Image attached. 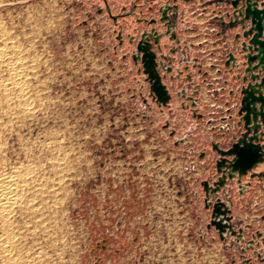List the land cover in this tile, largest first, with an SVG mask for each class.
Masks as SVG:
<instances>
[{"label":"rangeland","instance_id":"374dc122","mask_svg":"<svg viewBox=\"0 0 264 264\" xmlns=\"http://www.w3.org/2000/svg\"><path fill=\"white\" fill-rule=\"evenodd\" d=\"M120 2L0 0V180L19 195L0 217V264H247L209 228L193 180L212 167L187 181L132 58L150 26ZM247 203L233 224L255 226Z\"/></svg>","mask_w":264,"mask_h":264},{"label":"built area","instance_id":"2783aa9c","mask_svg":"<svg viewBox=\"0 0 264 264\" xmlns=\"http://www.w3.org/2000/svg\"><path fill=\"white\" fill-rule=\"evenodd\" d=\"M199 1V4L193 9L194 16H203L204 9L208 5L212 7L213 11L211 18L201 25L202 36L217 40L220 44V49L208 54L207 57L213 75L205 71L207 67L205 58H198L194 63L187 52L182 57L180 55L178 59L176 57L178 53L174 54L168 60L165 68L158 69L162 83L171 99L168 106H156L159 110L168 112V115L165 111L163 114V125L167 127L163 129L172 132V145L184 152L183 158L187 161L183 171L186 176H190L187 181L189 182L193 178L201 166H207L209 163L212 167L211 172H207L205 169V171L198 172V175L199 173L202 175L200 180L192 179L195 183L193 185L195 187L194 196L201 197V194H204L206 201L202 184L208 182L210 186H213L220 176L216 167L219 156L213 151V144H218L222 150H229L244 132V129L238 125L244 67H238L240 62H237L238 66L235 67L226 66L229 54L237 56L238 60L242 56L240 42L235 40L236 35L242 33L240 26L233 28L226 26L235 18L232 0ZM169 4L173 6L174 2ZM177 6L179 7L178 3ZM175 13L178 16V11L172 9L169 16L172 17ZM182 23L184 24V21ZM196 27L198 28L199 25ZM186 65H189L188 70H185ZM191 65L194 66L193 70L190 69ZM167 67L172 69L171 73H167ZM194 71L196 75H194ZM176 124V128H171ZM207 160H209L208 163H206ZM257 169L256 172H264ZM241 180L242 184H249L242 194H240L239 185L234 180L227 183L226 195L222 194L220 197L223 196L221 199L226 203L227 197H229L232 212L236 202L248 199V203L245 205H248L249 208L245 212L249 216L245 219L247 221L254 219V222L257 220V223L253 226L247 222H240L233 226L236 231L242 229L243 241L239 248L243 252L242 257L246 258L247 253V264H264V176L260 180L258 178L251 179L250 176L243 177ZM255 181L259 183H255ZM234 201L236 202L234 203ZM212 202L214 203V200ZM258 233L261 234V237L257 236ZM233 241L234 246L238 247L236 239ZM251 241L254 248L245 250L242 245L247 246Z\"/></svg>","mask_w":264,"mask_h":264},{"label":"water","instance_id":"95a60500","mask_svg":"<svg viewBox=\"0 0 264 264\" xmlns=\"http://www.w3.org/2000/svg\"><path fill=\"white\" fill-rule=\"evenodd\" d=\"M231 3L235 18L226 26L228 28L240 26L242 33H238L235 40L240 42L242 56L238 60L237 56L229 54L226 66L235 67L238 66L237 62H240L238 67H244L238 123L244 132L229 150H222L218 144H213V151L219 156L216 167L220 176L213 186H210L208 182L202 185L207 207L212 206L213 212L209 228L214 226L223 240H226V236L235 237L238 246H241L242 229L236 231L233 227L236 219L230 210L231 201L227 197V203L224 202L220 195H226L228 182L236 180L240 194H242L249 185L242 184L243 177L250 176L251 179L260 180L264 176V172H256V169L264 164V0H232ZM172 9L176 12L179 9L176 0L173 6L164 3L158 9L159 22L166 32L159 34L151 30L150 33H144L132 54L134 62L137 65L140 62L143 74L146 75V83L150 85V94L160 107L168 106L171 97L162 83L156 62L157 57L152 48L155 44L160 49L161 38L169 41L177 40L175 22L177 15L175 13L172 17L169 16ZM107 12L111 14L109 7H107ZM113 18L117 22L118 17ZM153 23L156 21L150 24ZM169 33L171 37L167 38ZM131 44L134 45V38L131 39ZM196 62L194 60V63ZM188 69L189 65H186L185 70ZM166 71L171 73L172 69L168 68ZM257 236L261 237V234L258 233ZM251 244L248 243L246 249H249Z\"/></svg>","mask_w":264,"mask_h":264},{"label":"crops","instance_id":"0c3cea01","mask_svg":"<svg viewBox=\"0 0 264 264\" xmlns=\"http://www.w3.org/2000/svg\"><path fill=\"white\" fill-rule=\"evenodd\" d=\"M78 1V0H76ZM122 3H125L123 6H126V4L129 5V8H134L136 10V17L138 20L139 18H156L153 16V14L157 15L158 9L164 4V3H170L174 2V0H157L158 2L155 3V12H147L146 7H144V3H148L147 0H119ZM124 1V2H123ZM155 0H151L153 3ZM188 0H177V3L179 5L178 10V16L176 20V31H177V41L172 45L171 48H174L179 46L178 48V54L176 55L177 59L181 55H185L186 52L189 53V57H191L192 60L195 59H206L205 65L207 66L205 71L213 75L212 69L210 67V63L207 60L208 54L213 53L215 50L220 49V44L217 40L206 38L202 36V24L209 20L212 16V7L210 5L206 6L204 9V15L203 16H194L192 14L193 9L195 6L199 4V0H190L189 2H185ZM120 2V3H121ZM135 3V4H134ZM134 4V5H133ZM127 5V6H128ZM134 6V7H133ZM157 6V7H156ZM145 13V14H144ZM139 14L141 15L139 17ZM160 16V15H159ZM184 21V24L182 23ZM195 24V25H194ZM140 25V24H139ZM199 25L197 28L196 26ZM158 30L161 31L162 29L158 27ZM144 31L143 28L140 29V34ZM139 34V35H140ZM139 37V36H138ZM119 49H123V47H120ZM125 50V49H123ZM194 67V66H193ZM192 65L190 66V69L193 70ZM194 75H196V72ZM258 171H264V165L260 166ZM255 183H259L258 181H255Z\"/></svg>","mask_w":264,"mask_h":264},{"label":"flooded vegetation","instance_id":"af4514ba","mask_svg":"<svg viewBox=\"0 0 264 264\" xmlns=\"http://www.w3.org/2000/svg\"><path fill=\"white\" fill-rule=\"evenodd\" d=\"M155 6V5H154ZM137 15V14H136ZM141 15L139 14V17ZM157 18H152L150 19V21L148 20H145V18H139L140 20V24H142L143 21H145V24H148V26H150V29L146 32H142L139 37H134V48L135 46L138 44V42L141 40V36L144 34V33H150L151 30H155V32L159 33V34H162L164 32H166V29L163 27V25L159 22V19H160V16H159V13L157 11ZM153 21H156V23H153V24H150L151 22ZM158 27H160L162 30L159 31L158 30ZM177 36V34H176ZM171 37V33H169L167 35V38ZM178 38V37H177ZM132 39V38H131ZM177 41V40H176ZM176 41H169L168 39H165V38H161L160 39V49L158 48L157 45L153 44V51L155 52L156 54V62L158 63V66L159 68L162 67V68H165L167 66V62L169 59H171V57L174 56V53L177 54L178 53V47H175L174 48H171L172 45L176 42ZM134 50V49H133ZM197 60V59H196ZM139 65H140V62H139ZM170 68V67H167V69ZM168 73V72H167ZM146 79V78H145ZM236 219V218H235ZM236 221V220H235ZM234 227V226H233ZM250 243H252L251 245H249V249H253L254 248V245H253V242L251 241Z\"/></svg>","mask_w":264,"mask_h":264},{"label":"bare ground","instance_id":"6f19581e","mask_svg":"<svg viewBox=\"0 0 264 264\" xmlns=\"http://www.w3.org/2000/svg\"><path fill=\"white\" fill-rule=\"evenodd\" d=\"M17 86H19V85H17ZM18 90H20V88ZM14 184H13V180H11V178H5V179L0 180V217L3 219H7L9 217L11 207H13L14 205H17V203H18V196L19 195L17 193V190L13 188V186H15ZM8 249H5V250L8 253V256H7L8 263H10V262H12L13 258H12V255L9 254Z\"/></svg>","mask_w":264,"mask_h":264}]
</instances>
